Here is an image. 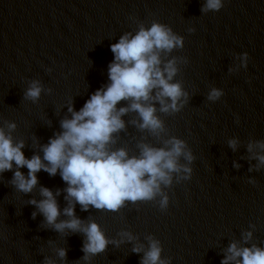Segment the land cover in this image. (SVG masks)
Returning a JSON list of instances; mask_svg holds the SVG:
<instances>
[{
	"label": "water",
	"instance_id": "obj_1",
	"mask_svg": "<svg viewBox=\"0 0 264 264\" xmlns=\"http://www.w3.org/2000/svg\"><path fill=\"white\" fill-rule=\"evenodd\" d=\"M203 3L0 0V126L16 123L11 134L25 142L26 157L43 156L41 146L63 131L61 121L72 115L69 108L79 111L110 83L111 45L154 21L184 37V47L164 59L178 58L174 81L188 93L187 102L169 113L160 112L155 102L165 125L159 136L141 130L133 123L142 122L138 113L129 112L122 117L126 128L110 147L138 155L141 142L161 147L177 137L195 157L191 179L177 183L174 177L173 185L164 189L169 196L166 211L160 210L159 197L127 202L115 212L84 211L77 204L76 216L100 224L110 240H123L122 232L137 237L119 246L109 244L89 262L81 259L85 237L55 231L29 202L42 199L41 187L61 190L57 200L63 211L68 202L62 177L41 170L38 185L25 194L10 183L14 170L5 172L0 177V264H44L46 257L55 264H140L143 252L132 249L137 243L147 248L148 236L161 241L162 255L171 264H222L232 242L264 247V166L257 168L259 161L248 151L249 143L264 141V0H224L220 11L206 14ZM245 52L247 68L241 55ZM32 81L43 88L36 102L24 96ZM213 88L223 91L219 100H208ZM233 139L238 141L235 150L229 144ZM181 163L187 161L181 158ZM21 171L28 173L26 167ZM246 232H252L247 244ZM59 248H67L66 262L58 257Z\"/></svg>",
	"mask_w": 264,
	"mask_h": 264
},
{
	"label": "clouds",
	"instance_id": "obj_2",
	"mask_svg": "<svg viewBox=\"0 0 264 264\" xmlns=\"http://www.w3.org/2000/svg\"><path fill=\"white\" fill-rule=\"evenodd\" d=\"M223 7L224 0H204L201 11L218 12ZM184 43L183 36L156 21L150 27L141 24L135 34L129 32L121 36L111 45L114 60L108 69L110 83L92 94L79 111L74 106L69 108L72 115L61 121L63 131L41 146L43 156L26 157L25 142L16 141L11 134L17 127L15 122L5 121L4 126H0V177L14 170L11 185L18 192L28 194L38 185L37 173L41 170L51 176L59 174L67 185L62 191L66 193L68 206L63 211L57 200L61 190L54 193L50 188L41 187L42 199L29 202L37 207L47 226L61 234L81 233L85 237L81 258L85 262L106 252L109 244L119 246L137 237L122 232L123 240H110L100 224L94 220L85 222L76 216L77 204L84 211L95 208L115 212L127 202H148L159 197V208L166 211L169 196L164 189L173 185L174 177L177 183L191 179L190 165L195 157L180 138L167 139L161 147L141 142L137 145L138 155H130L126 148L113 150L110 147L116 143V134L126 128L122 117L129 112L138 113L142 122L133 123L141 130L159 136L165 131V125L157 115L155 102H159V111L164 113L178 112L187 102L188 93L180 82L174 81L179 70L178 58L164 59V54L182 49ZM241 55L243 67L247 68L249 54ZM42 91L40 82L32 81L24 93L25 99L36 102ZM223 95L221 89L213 88L207 98L216 101ZM121 102L127 105L120 107ZM237 143L235 139L229 141L234 150ZM256 148L261 151L255 152ZM248 151L254 152V158L259 161L257 168L264 166V141L249 143ZM181 158L187 163H181ZM25 167L27 175L21 171ZM36 215V212L32 214L33 219ZM61 215L68 219L61 220ZM243 239L247 244L252 232H246ZM147 240V248L137 243L132 249L137 254L143 252L140 264H171V259L162 255L161 241L154 236H148ZM57 255L66 262L67 248L57 249ZM44 264L55 262L46 257ZM222 264H264V247L255 244L242 247L232 242L225 250Z\"/></svg>",
	"mask_w": 264,
	"mask_h": 264
}]
</instances>
